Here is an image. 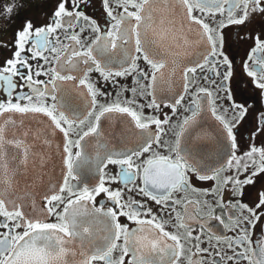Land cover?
Returning <instances> with one entry per match:
<instances>
[{
    "label": "snow or ice",
    "instance_id": "1",
    "mask_svg": "<svg viewBox=\"0 0 264 264\" xmlns=\"http://www.w3.org/2000/svg\"><path fill=\"white\" fill-rule=\"evenodd\" d=\"M173 2L179 5L183 13L181 25L187 23L190 28L195 26L198 42L205 43L207 46V51L201 58L193 66L183 70L184 94L180 95L173 104L163 105L165 108H170L172 115L176 116L177 108L181 106L185 96L196 87L198 72L206 70L208 75L202 76V79L210 84L212 77H221L220 88L226 94L228 93L227 84L232 77V65L226 57H223V43L219 33L232 25H244L251 15H264V0H103L104 11L109 21V29L104 35H100L101 29L79 11L81 3L87 4V0H71L73 8L71 12L66 8L70 0H62L54 14L52 24L46 28L34 30L33 25L28 23L18 34L13 58L0 67V91L8 97L6 102H0V117L30 113L47 117L54 129L63 134L66 141L63 152L66 154L64 164L67 175L63 186L45 199L44 215L55 217L60 223L47 224L38 218L28 216L23 211L24 205L19 199H13L9 195L14 173L18 171L16 166L25 164L33 154L32 147L26 142L28 133L25 132L20 138L6 139V129L19 126L12 119L0 120V230H3L0 231V264H68L66 258L69 256L77 264H98V262L99 264H125V260L129 257L131 259H128V264H177L186 250L181 238L165 231L162 221L158 220L151 211L140 212L139 209H144L145 205L135 204L132 201L125 203L124 193L110 191L104 186L105 183H123L128 192L136 191L142 194L164 208L169 215L175 213V206H182L184 215L176 214L173 219L177 221L180 229L186 231L187 241L192 242L190 246L192 257L198 254L211 256L212 261L219 264L223 259L222 255H214L200 247L201 244L207 245L214 239L216 244L225 243L228 250L234 254L227 258L228 264H245V262L246 264H264V241L257 244L256 250L253 251L250 235L264 217V212L259 211L264 208V193H261L260 201L254 208L226 205L222 200L217 199L220 209H227L231 213L247 214L246 218L230 216V223L238 225L235 229L225 225L220 216L208 217L209 220L218 221V224L224 226L229 232L234 230L240 232L235 239L213 237L212 232L203 224L200 227L205 230L194 236L193 232L196 229L192 228L189 231L187 225L192 220L193 211L199 212V203L191 199H188L186 203L172 199L174 193L189 191L190 179L193 176L202 182L216 181L222 173L235 171L237 177L229 176L223 180L222 186L229 192H238L240 186L250 185L254 183L253 177L264 174V150H258L253 146L246 154L236 155L237 145L233 127L223 116L217 114L212 93L203 87L197 88L191 97L193 105L184 109L188 115L182 121L175 147L163 148L167 155H154L141 165L137 161L145 153H151L154 146L162 147V137L165 133L161 129L168 125L172 117H165L163 121L157 118L147 119L142 115V106H139L141 111L138 112L133 100L101 107L97 105L96 98L102 94L88 80L93 71L98 72L109 82H114L112 77L123 79L136 74L138 78L134 83L140 84L143 88L141 79L148 81L149 87L145 91L149 96H153L157 81L161 79L168 67L164 52L156 50L163 49L166 44L171 47L180 42L176 39L178 29L173 18L175 13L168 12ZM157 5L162 8L159 20L154 18ZM225 5L228 6L227 22L220 21L217 22L216 28L211 27L209 17L223 16ZM12 11L11 6L6 9L8 14ZM238 11L240 15L236 16ZM195 12H199L200 15H194ZM85 24L90 28H85ZM89 30L96 34V39L90 44L87 43V39L85 41L80 39L84 32ZM58 31L69 34L67 44L56 35ZM254 43L256 47L250 53L249 60L254 62L260 71L249 69L246 63L245 73L254 82V87L264 92V58H262L264 57V41L260 37H255ZM85 44H87L86 47L83 46ZM125 45L129 47L126 49L123 47ZM25 52L28 53L27 56L24 55ZM46 53L50 55H45ZM114 53L119 55V59L113 55ZM51 57H56L54 61L56 67L50 66ZM37 60L43 62L40 67L49 65L47 70L34 69L33 62ZM139 60H143L148 66L151 71L150 76L137 67ZM80 63H83L86 68L80 70L82 78L77 80V77L70 73L77 70ZM114 63L119 64L122 70L111 72L110 66ZM220 69H224V73H221ZM41 77H47V79L41 80ZM16 81L20 82L19 88L16 86ZM71 81H77L76 87L86 90V95L90 98L91 110L87 112L88 118H92L96 109L100 108L92 126L75 142L69 139L70 133H75L76 128L82 127L85 119L75 115L66 117L64 114L66 111L74 112V109L63 96L60 85ZM25 89L29 91L25 92ZM14 93L18 94L14 96ZM57 93H61L60 101L57 99ZM135 94L136 89H132V95L135 96ZM198 97L206 98L212 118L220 126L228 146L229 156L223 167L215 169L205 167L202 164L203 156L198 152H193L191 149L181 150V138L189 134L190 130L198 124V118L203 111ZM225 98L231 100V95L227 94ZM13 99L17 102L13 103ZM45 100L52 101V104L46 106ZM151 107L156 110L160 108L154 98ZM231 107L239 112V118L243 120L246 110L237 104H232ZM114 114L129 118L134 128L142 133L155 126L157 134L146 136L143 142L131 151H108L103 157H97L100 162H93L84 155L86 147L84 141L89 137L99 136L101 120ZM258 134V132L254 134L253 139ZM191 135H195V132ZM34 139H39V134ZM200 139L204 138L200 137ZM44 143L47 145L48 141L45 139ZM189 143H191L190 138ZM73 147L77 150L75 156L72 152ZM73 161L76 163L74 164ZM109 166H115L121 170L120 179L105 178L104 170ZM93 167L98 169L100 179L98 186L92 191H89L87 187L80 191L69 185V180L77 181L86 175H91ZM249 169H252L251 175L243 181L240 180L238 177L245 175ZM137 179L142 181L141 187L134 189L129 186L134 185ZM101 194H104L117 210L105 211L103 205L96 208L95 198ZM212 195L215 194L212 193ZM72 197L76 198L72 199ZM169 204L173 207H167ZM205 204L207 206L206 202ZM59 205H63L64 209L63 213L57 216L56 207ZM88 205H93L91 211L85 210ZM189 205L192 207L190 208ZM211 212L215 213L216 209L211 208ZM141 216L149 219H141ZM98 217H103V220L99 222L103 224L105 233L100 242H97L98 237L93 230ZM121 217L138 227L132 231H129L128 227H122L118 222ZM20 229H23V234L16 235ZM206 232L209 236L207 240L203 239ZM117 250L120 256L119 259H114L113 254ZM216 253H219L218 248ZM188 264H201V262L189 259Z\"/></svg>",
    "mask_w": 264,
    "mask_h": 264
},
{
    "label": "flooded vegetation",
    "instance_id": "2",
    "mask_svg": "<svg viewBox=\"0 0 264 264\" xmlns=\"http://www.w3.org/2000/svg\"><path fill=\"white\" fill-rule=\"evenodd\" d=\"M62 0H0V67H3L6 61L13 58L16 51L14 47L18 34H20L28 23L33 25L35 29H42L48 27L53 23L54 14L58 10L59 5ZM11 6L13 11L11 14L6 12V9ZM224 15H216L214 18L209 17L210 26L213 28L217 27V22L224 21L227 22L228 17V6L225 5ZM68 11H73L71 6V0L68 5H66ZM79 11L83 13L85 17L93 21L96 26L101 29L100 35H104L109 29V21L107 19L106 12L103 7V0H87V4L81 3ZM162 11L161 6H156V12L154 18L159 20L160 13ZM169 13H175L173 18L176 21V27L178 29L176 34V39L180 42L169 47L167 44L163 49H157L156 51L164 52V58L167 61L168 67L165 69L161 79L157 81L155 88L153 89V96H149L145 89L149 87L148 81L141 79V84L134 83L138 78L136 74L132 76H126V78L112 77L114 82L106 81L98 72H91L88 77L89 82L99 91L102 95L97 96V105L103 107L112 105L116 102H126L128 100H133L134 105L137 106L136 110L141 111L142 115L147 119L157 118L161 121L165 117H172L168 125H165L162 132L165 135L162 137L163 145L161 148L153 147L151 153H145L138 161V164H143L148 159L153 158L154 155H167L163 151V148L173 149L175 147L176 139L179 135L180 126L184 118L187 117L188 113L184 111L186 107L192 106L193 101L191 97L194 95L197 88L203 87L207 91L212 93V97L215 101V106L217 109V114L223 116L230 126L233 127V132L236 137L237 152L236 155L246 154L251 147L255 146L258 150H264V92L256 89L254 87V82L245 73V64H248L249 69H254L260 71L258 66L254 62L249 60L250 53L256 47L254 43L255 37H260L264 41V15L254 14L251 15L248 21L242 25H232L226 27L219 36L222 38V52L223 57H226L231 63L232 77L228 81L227 88L228 93L231 95V100L226 99V93L221 90L220 82L221 77H212V83L202 79V76H207L208 72L205 70L203 72L197 73L196 87L190 91L185 100L180 107L177 108L176 116L172 115L170 108H165L164 104H173L174 101L183 95V70L188 66H193V64L201 58L202 54L207 51V46L205 43L198 42V36L195 31V26H188L187 23L181 25L183 20V13L179 5L172 3V6L168 9ZM194 15L199 16V12H195ZM240 12H236V16H239ZM85 28H90L89 25L85 24ZM56 35L60 36L61 39L68 43L69 34L58 31ZM183 38V39H181ZM82 41L87 39V43L90 44L96 39V34L89 31H85L83 36L80 37ZM84 47L87 44L83 45ZM30 47V45H29ZM124 48L129 46L125 45ZM71 51V49H69ZM63 54V53H61ZM24 55H28L27 52ZM45 55H50L46 53ZM119 59L117 53L113 54ZM264 58V57H262ZM56 57H51L50 66L56 67L54 63ZM42 61H34V69L39 68L41 71L47 70L49 65H44ZM137 67L144 71L149 76L151 71L147 65L144 64L143 60L137 62ZM86 66L83 63L78 65V69L74 70L72 75L77 77V80L82 78L80 74L81 69H85ZM119 64H112L110 66L111 72L121 71ZM224 69H220L221 73H224ZM41 80L47 79V77H41ZM77 81L66 82L60 85L62 89L63 96L71 104L74 112H65L66 117H71L73 115L79 116L85 119V123L80 128L75 129V133H70L69 139L75 142L83 134L84 131L89 130L94 122V117L99 113L100 108L96 109L92 118L87 117V112L91 110L90 108V98L86 95V90L76 87ZM16 86L19 88L20 82L16 81ZM128 89V91H124ZM132 89H136L135 96L132 95ZM25 89V92H28ZM14 93L13 95H17ZM153 98L160 105L159 110L151 107ZM8 97L0 91V102H6ZM57 99L60 101L61 93H57ZM201 100V105L203 111L198 118V124L190 130L189 134H186L184 138H181V150L191 149L193 152H198L199 155L203 156L202 164L210 169H215L216 167H223L226 163V159L229 156L228 146L224 141L223 135L220 131V126L212 118L211 110L208 108L206 103V98H199ZM13 103L17 101L13 99ZM44 104L50 106L52 101L45 100ZM237 104L246 110V115H244L243 120L239 118V112L232 109L231 105ZM23 106V104H22ZM21 116L27 118L28 122L19 128L6 129V139L20 138L25 132L28 133L27 143L32 147L33 154L29 157L25 164H18L16 167L18 171L14 173V180L11 192L9 195L13 199H19L20 203L24 205L23 211L30 217H35L42 220L47 224H58L55 217H46L44 213L46 212L45 199L49 194H54L58 191L60 187L63 186L64 178L67 175V168L65 167L64 161L66 159V154L63 152V148L66 144L64 136L58 130L54 129L51 121L41 115V114H27L19 115L12 114L9 116ZM1 118V117H0ZM75 126V123H74ZM66 127V125H64ZM131 129V130H130ZM13 132H15V137H13ZM195 132V135H191ZM255 139H253L254 134ZM39 134V139H34V137ZM157 130L155 126L149 128L146 132L142 133L134 128L131 124L129 118L121 116L119 114L110 115L105 117L100 122V135L96 137H89L85 144L84 155L93 162H100L97 157H103V155L108 151H131L138 147L146 136L156 135ZM203 137L204 139H200ZM189 138L191 143H189ZM45 139L48 144L45 145ZM73 156L76 155L77 150L72 148ZM75 164L76 161H73ZM120 169L115 166H109L104 170V175L107 180L120 179ZM252 169L248 172L239 176L240 180H244L247 176H250ZM229 176L236 178L237 173L235 171L224 172L220 175L216 181L202 182L197 180L194 176L190 179L191 188L185 193H174L172 199L186 203L188 199L197 201L200 205L199 212L193 211L192 220L187 225L188 230L195 228L196 231L193 235H197L199 232L204 231L200 227L201 224L205 225V228L212 232L213 237H223L227 239L238 238L240 232L238 231H227L224 226L218 224V221L209 220L210 215H216L223 218L225 225L228 227H233L234 229L238 225H233L230 223V216L236 217L241 216L246 218L247 214L231 213L227 209H220L217 205V199L222 200L226 205H243L248 208H254L260 201L261 193H264V174L253 177L254 183L250 185H242L239 191L229 192L227 188H224L223 180ZM61 178V183L57 189L56 179ZM99 173L98 169L93 167V172L91 175H86L82 179L77 181L69 180V185L75 187L76 189L82 191L84 187H87L89 191H92L99 184ZM54 186V189L50 193H46L47 190ZM110 191H121L124 193V201H132L135 204L145 205L144 209H139L140 212L145 210L151 211L153 215H156L158 220L162 221L164 225V230L168 231L170 234H175L181 238V242L185 244V252L178 260L177 264H188L189 259H193L201 262V264H216V261H212L211 256L197 255L196 257L191 256L190 246L191 241H187L186 231L178 227V223L173 216L176 214L184 215V208L182 206H175V213L169 215L168 212L157 205L154 201H150L147 197L139 194L136 191L128 192L123 183L112 184L105 183L104 185ZM134 189H138L142 186V181L137 179L134 185H129ZM232 187V186H229ZM195 189V191H192ZM214 193L215 195H212ZM39 194H43L39 196ZM65 201L67 202V194L65 193ZM76 197H72L75 199ZM207 203V206L205 204ZM101 205L104 206V210H117L114 208L111 201L107 200L104 194L95 198V207L99 208ZM167 207H173L169 204ZM191 208L192 206L189 205ZM93 205H88L85 209L86 211H91ZM211 208H215L216 212L212 213ZM64 206L59 205L56 207V215H61L63 213ZM264 212V208L259 210ZM259 214V213H258ZM141 219H149L148 217H140ZM103 217L97 218V224L94 227V231L98 237V241H102L105 233L103 231L102 221ZM199 221V223H196ZM122 227H128L129 231L137 228V225H132L126 218L121 217L118 221ZM244 227H248L244 225ZM3 231V230H0ZM242 232V229H240ZM23 234V229L16 232V235ZM253 251L256 250V245L261 241H264V217L261 218L260 222L257 224L256 228L250 233ZM203 239H209L206 232ZM122 242V241H121ZM171 243V242H169ZM200 247L205 251L212 252L214 255H222L223 259L220 260L219 264H228L227 258L233 256L234 254L228 250L225 243L216 244L213 239L211 243L205 245L201 244ZM219 249V253H216V249ZM120 252L117 250L113 254L114 259H119ZM128 259L125 260V264H128ZM66 260L68 264H77V262L71 257H67ZM99 264V262H98ZM246 264V262H245Z\"/></svg>",
    "mask_w": 264,
    "mask_h": 264
},
{
    "label": "water",
    "instance_id": "3",
    "mask_svg": "<svg viewBox=\"0 0 264 264\" xmlns=\"http://www.w3.org/2000/svg\"><path fill=\"white\" fill-rule=\"evenodd\" d=\"M3 119H12V120H14L15 121V123H16V125H18L19 127H21L22 125H24L25 123H27L28 122V119L27 118H23V117H21V116H18V115H16V116H6V117H1L0 118V120H3ZM19 127H12V128H19ZM61 178H57L55 181H56V183H58L59 182V184L58 185H56V188L55 189H57L58 187H59V185H60V183H61ZM53 189H54V186L51 184V187L47 190V192L46 193H50V192H52L53 191ZM41 195H43V194H39V196H41Z\"/></svg>",
    "mask_w": 264,
    "mask_h": 264
}]
</instances>
